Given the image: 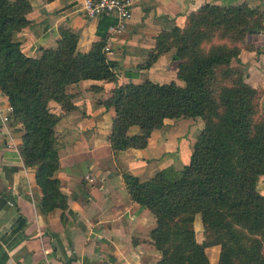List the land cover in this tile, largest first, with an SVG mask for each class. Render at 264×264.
<instances>
[{
  "label": "trees",
  "instance_id": "obj_1",
  "mask_svg": "<svg viewBox=\"0 0 264 264\" xmlns=\"http://www.w3.org/2000/svg\"><path fill=\"white\" fill-rule=\"evenodd\" d=\"M30 9V0H0V90L13 106L15 131L22 132L23 162L36 166L40 208L49 211L67 207V196L55 175L60 155L55 125L61 115L48 102L72 109L70 84L86 78L115 81L119 63L103 51L111 23L105 16L97 23L100 39L85 52L76 50L77 35L61 28L55 46L40 47L39 56L25 54L16 33L31 22L26 16ZM262 30L264 13L245 2L202 3L188 13L185 25L159 32L146 60L136 65L148 68L174 48L171 57L183 84L127 81L115 85L102 101L114 109L108 135L114 154L145 147L166 118L200 117L203 122L181 168L168 166L143 180L131 172L122 174L131 198L155 218L149 236L160 252L156 264H210L206 247L212 245L220 246L217 264H264V194L257 184L264 175L263 91L232 68V58L240 61L239 45L227 42L232 34ZM124 73L135 77L138 71ZM131 125L140 132L129 134ZM197 214L202 241L195 233Z\"/></svg>",
  "mask_w": 264,
  "mask_h": 264
},
{
  "label": "crops",
  "instance_id": "obj_2",
  "mask_svg": "<svg viewBox=\"0 0 264 264\" xmlns=\"http://www.w3.org/2000/svg\"><path fill=\"white\" fill-rule=\"evenodd\" d=\"M223 1L134 0L127 27L110 40L112 51L108 57L119 63L117 79L86 78L70 84L67 91L72 93L74 105L70 110L49 100L50 110L61 115L55 125L60 154L55 175L61 192L67 196L64 209L41 210L36 166L25 165L19 149L22 132L15 133V148L7 147L0 133V264H156L159 252L149 236L155 218L147 207L131 198L122 174L131 172L143 180L167 164L187 162V145L193 144L199 129L192 130L190 136H178L182 124L171 122L198 117L166 118L160 128L152 131L145 147L126 148L114 154L108 139L114 110L106 108L102 101L115 85L123 82L146 78L166 82L159 79L164 73L175 75V60L168 51L148 68L132 66L146 60L163 29L185 25L188 13L202 3ZM30 3L26 16L31 22L16 33L25 54L39 56L40 47L55 46L61 28L77 35V51H87L100 39L96 33L98 18L86 17L78 0ZM253 66L256 71L261 70L259 64ZM127 69L138 71L137 76L125 75ZM246 75L251 85L264 86L260 80L252 81L250 70ZM95 84L101 88L93 89ZM166 121L170 128L165 141L154 139L153 134L161 133ZM127 132L139 133V126L131 125ZM257 184L264 194V175L258 176ZM201 224L197 214L196 232ZM150 253L153 257H149ZM216 261L217 258L214 264Z\"/></svg>",
  "mask_w": 264,
  "mask_h": 264
},
{
  "label": "rangeland",
  "instance_id": "obj_3",
  "mask_svg": "<svg viewBox=\"0 0 264 264\" xmlns=\"http://www.w3.org/2000/svg\"><path fill=\"white\" fill-rule=\"evenodd\" d=\"M243 2L247 3L250 7L257 8V9L261 10L264 13V0H224L223 2H221V4L227 6V5L240 4V3H243ZM232 35H233V39L232 40L228 39L227 42L229 44L232 43V42H235L234 44L239 45V56H240V58L243 59V60L241 59L242 60L241 62H237L234 58H232L231 61H230V64H231L232 68L235 69V70H238L242 74L243 79L248 84H250L246 80V77H247L246 74H247L248 70H250L252 72V74H253V76L251 77L252 81L253 80H257L259 82V80H260V82H262L264 84V59L261 61V57L263 56V58H264V30H262L260 32H256V33H250L248 31H246L243 34L235 33V34H232ZM213 40L217 41V37L213 38ZM208 45H209V43L205 42L203 44V47L207 48ZM103 51H104V53L107 56L111 53V52H107L105 50H103ZM174 51H175L174 48H171L170 50H168V52H171V55H172V53ZM259 51H260V53H259ZM141 63H143V62H141ZM253 64H255V65L259 64L258 67L261 70L260 71H256L254 66H253ZM132 67L136 68V65L135 66L133 65ZM169 68L170 67H168V69ZM174 68H175V75H174V73H170V71H169L168 74L164 73L159 79L167 80V81L172 80V79H176L178 83H182L183 84L184 81L182 79H179V78L177 79L176 78V71H177L176 61L174 62ZM118 69H117V71H118ZM228 80L229 79L227 78V79H225L224 82L228 83ZM252 86H254V85H252ZM255 87L261 88V91H263V93L261 95V99H260V107L264 108V102H263V99H264V86L261 84V85H256ZM67 92H68V94H71L69 91H67ZM61 107H62V105H61ZM175 120L176 119H174V121L172 120L171 124H174V123L176 124L177 122H180L182 124L180 126L178 132L176 133L178 136H181V135L190 136L192 130L197 129V128L199 129L198 130V134H199V132L201 130V127H202V124H203L202 119L200 117L195 118L194 120H192V119H186V120L185 119H179L177 121H175ZM169 128H170V122L166 121V125H164L162 127V130H161L162 132L160 133L158 131L156 133V135L154 133L153 134V138L154 139H156V138L157 139H161L162 142H164L165 141V134L167 133L166 130H168ZM191 145H189V146L187 145V147L189 148V155H190L191 150H192V148H191L192 146ZM187 162L183 161V162H180V163H170V164L165 165L161 169L166 168L168 166H173V167L179 169V168H181L183 166V164H185ZM158 170H160V169L155 170L151 176H153ZM151 176H149V177H151ZM194 227H195V225H194ZM195 233L197 234L196 235L197 240L198 241H200V240L202 241L203 238H204V231H203L202 224H201L200 228L197 229V232L195 230ZM219 251H220V246L219 245H215L213 247H209V248L206 249V253H207V256L209 258L210 264H214L213 260L215 258H217V261H218ZM158 255H159L158 256V259H159L160 258V252H159ZM151 256L153 257L152 253H150L149 257H151ZM217 261H216L215 264H217Z\"/></svg>",
  "mask_w": 264,
  "mask_h": 264
},
{
  "label": "built area",
  "instance_id": "obj_4",
  "mask_svg": "<svg viewBox=\"0 0 264 264\" xmlns=\"http://www.w3.org/2000/svg\"><path fill=\"white\" fill-rule=\"evenodd\" d=\"M80 11L88 18L102 16L111 19L103 50L111 52V37L125 30L132 16L134 0H78ZM3 100H5L3 102ZM13 106L8 96L0 90V133L7 147H16L15 127L12 122Z\"/></svg>",
  "mask_w": 264,
  "mask_h": 264
}]
</instances>
